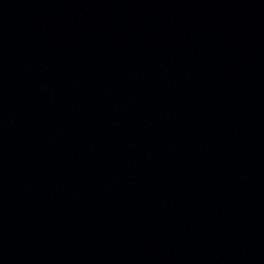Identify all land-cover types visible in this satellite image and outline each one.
I'll return each mask as SVG.
<instances>
[{"label":"water","instance_id":"95a60500","mask_svg":"<svg viewBox=\"0 0 264 264\" xmlns=\"http://www.w3.org/2000/svg\"><path fill=\"white\" fill-rule=\"evenodd\" d=\"M0 264H264V0H0Z\"/></svg>","mask_w":264,"mask_h":264}]
</instances>
